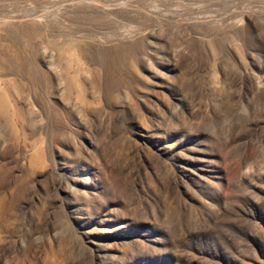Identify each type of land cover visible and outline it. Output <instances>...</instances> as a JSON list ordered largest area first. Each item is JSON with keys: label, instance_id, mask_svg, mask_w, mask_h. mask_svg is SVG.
I'll return each instance as SVG.
<instances>
[{"label": "rangeland", "instance_id": "rangeland-1", "mask_svg": "<svg viewBox=\"0 0 264 264\" xmlns=\"http://www.w3.org/2000/svg\"><path fill=\"white\" fill-rule=\"evenodd\" d=\"M0 264H264V0H0Z\"/></svg>", "mask_w": 264, "mask_h": 264}]
</instances>
